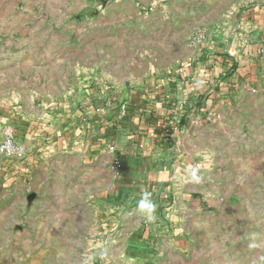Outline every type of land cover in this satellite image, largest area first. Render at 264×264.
Segmentation results:
<instances>
[{
	"label": "rangeland",
	"instance_id": "1",
	"mask_svg": "<svg viewBox=\"0 0 264 264\" xmlns=\"http://www.w3.org/2000/svg\"><path fill=\"white\" fill-rule=\"evenodd\" d=\"M263 6L0 0V264H264V75L191 122L184 170L167 164L130 196L109 189L104 143L80 125L200 50L214 62L242 48Z\"/></svg>",
	"mask_w": 264,
	"mask_h": 264
},
{
	"label": "crops",
	"instance_id": "2",
	"mask_svg": "<svg viewBox=\"0 0 264 264\" xmlns=\"http://www.w3.org/2000/svg\"><path fill=\"white\" fill-rule=\"evenodd\" d=\"M263 14L264 6L253 8L245 24L250 42L242 48L231 44L236 51L229 56L216 55L211 62L202 58L200 50L196 64L186 62L177 72L151 77L131 90L126 101L113 99L126 105L124 114L109 107L80 122L88 139L104 143L105 161L115 172L109 189L130 196L142 190L144 181L150 187L151 181L165 180L167 164L174 162L177 169L181 161L184 170L180 138L191 122L202 121L224 93L260 84L264 75ZM188 105L190 111L185 108Z\"/></svg>",
	"mask_w": 264,
	"mask_h": 264
},
{
	"label": "built area",
	"instance_id": "3",
	"mask_svg": "<svg viewBox=\"0 0 264 264\" xmlns=\"http://www.w3.org/2000/svg\"><path fill=\"white\" fill-rule=\"evenodd\" d=\"M262 25L264 26V14H263V18H262ZM118 108V110L124 114L125 110H126V105L124 103H118L116 104L115 102L109 101L107 103H105V105H103V107H98L96 109L97 112H102L105 108ZM113 148V147H112ZM111 148V149H112ZM13 149V143L11 140H8L2 147H1V151L3 153H7V152H11Z\"/></svg>",
	"mask_w": 264,
	"mask_h": 264
},
{
	"label": "clouds",
	"instance_id": "4",
	"mask_svg": "<svg viewBox=\"0 0 264 264\" xmlns=\"http://www.w3.org/2000/svg\"><path fill=\"white\" fill-rule=\"evenodd\" d=\"M154 207L155 206L150 201V193H144L139 205L140 210L150 214L154 210ZM149 218H151V216Z\"/></svg>",
	"mask_w": 264,
	"mask_h": 264
},
{
	"label": "water",
	"instance_id": "5",
	"mask_svg": "<svg viewBox=\"0 0 264 264\" xmlns=\"http://www.w3.org/2000/svg\"><path fill=\"white\" fill-rule=\"evenodd\" d=\"M118 103H122V102H118Z\"/></svg>",
	"mask_w": 264,
	"mask_h": 264
}]
</instances>
